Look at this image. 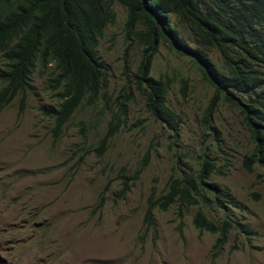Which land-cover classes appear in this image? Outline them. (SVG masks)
<instances>
[{"label":"rangeland","instance_id":"obj_1","mask_svg":"<svg viewBox=\"0 0 264 264\" xmlns=\"http://www.w3.org/2000/svg\"><path fill=\"white\" fill-rule=\"evenodd\" d=\"M114 9L115 22L98 44L110 66L107 91L113 99L142 59V49L125 42V8L115 4ZM206 51L219 62L215 51ZM150 72L176 77L168 103L182 119L179 133L154 120L137 95L127 107L126 125L102 155L94 148L108 126L109 106L115 104L79 106L54 140L53 118L44 110L59 104L58 89L49 79L52 68L33 72L24 103L15 97L0 110V264H264V168L247 171L242 164L253 148L242 116L219 100L207 120L203 112L213 89L191 60L163 43ZM203 158L224 171L210 180L235 199L234 205L219 206V216L226 212L256 232L231 230L213 262L210 252L217 234L194 227L196 206L182 216L175 205L155 209L154 225L143 230L152 186L159 194L173 167L182 174L178 168L186 162L195 173ZM144 161L146 166L133 184L128 179L130 189L120 197L121 175L130 176Z\"/></svg>","mask_w":264,"mask_h":264},{"label":"trees","instance_id":"obj_2","mask_svg":"<svg viewBox=\"0 0 264 264\" xmlns=\"http://www.w3.org/2000/svg\"><path fill=\"white\" fill-rule=\"evenodd\" d=\"M115 4L126 10L123 33L127 47L136 43L142 59L113 99L107 91L110 66L100 56L98 44L106 27L115 22ZM162 43L191 60L213 89L203 112L207 120L219 100L236 108L253 142L242 164L247 171L264 168V0H0V110L16 96L24 103L33 72L52 68L49 79L58 89L59 104L44 110L53 118L54 140L79 106L114 103L116 108L109 106L108 126L94 148L102 155L126 125L127 107L137 95L154 120L178 134L182 119L168 103L176 77L150 72ZM206 49L217 53L218 63ZM180 83L186 87L187 80L181 78ZM146 164L140 163L130 176L121 175L120 197H125ZM181 164L185 167L178 168L182 174L173 167L164 191L157 194L152 186L143 230L154 225L155 209L175 205L182 216L183 210L196 206L191 217L194 227L217 234L210 252L213 262L231 230L248 235L256 232L226 212L219 216L222 203H235L228 190L210 180L217 172L224 174L223 170L209 158H203L195 173L186 162ZM207 211L219 217L212 218ZM178 230L181 235V224Z\"/></svg>","mask_w":264,"mask_h":264},{"label":"clouds","instance_id":"obj_3","mask_svg":"<svg viewBox=\"0 0 264 264\" xmlns=\"http://www.w3.org/2000/svg\"><path fill=\"white\" fill-rule=\"evenodd\" d=\"M0 84H1V82H0ZM1 85H2V84H1ZM0 87H1V86H0ZM16 97H19V96H16ZM14 98H15V97H14ZM14 98H13V99H14ZM13 99H12V100H13ZM12 100H11V101H12ZM11 101H10V102H11Z\"/></svg>","mask_w":264,"mask_h":264}]
</instances>
